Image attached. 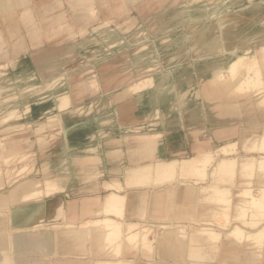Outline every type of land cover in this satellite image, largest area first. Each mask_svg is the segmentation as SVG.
Listing matches in <instances>:
<instances>
[{"label": "rangeland", "instance_id": "1", "mask_svg": "<svg viewBox=\"0 0 264 264\" xmlns=\"http://www.w3.org/2000/svg\"><path fill=\"white\" fill-rule=\"evenodd\" d=\"M181 2L182 6H178L177 4L180 3L174 0L165 2L164 9L167 14L163 16L154 15V12L151 11L152 15L150 16L135 14L101 24L95 21L84 26V30L81 32H72L69 24L68 28L65 29L56 28L58 23L63 22V17L60 16L54 21L50 20V26L44 28L46 32L49 29L54 32L48 38L50 41L55 39L54 42L30 51L26 41L22 40L24 49L21 63L0 65V141L3 142L7 136H14L18 133L19 129L15 130L10 126L22 124L24 127L20 130L26 132V130L30 131V128H26L32 121H50L56 125L58 121L61 123L60 117L54 109L64 95L81 88L100 90L107 86L104 83H107L109 77L119 75L118 80L113 81L112 88L122 92V89L126 88L127 83H129V87L132 85V93L129 99L121 103L117 109L114 108L110 111L106 109L109 97H93L92 102H89L87 123L92 122L94 125L96 121L102 119L101 117L108 121L119 119L122 122H130L133 123V128L129 129L130 133L136 135L150 133L152 137L160 140L163 148H166L167 141L171 145L169 147L178 146L182 140L185 141L184 129L196 130L193 136L199 137L200 140L212 137L213 129H216L214 130L216 133L220 126L212 124L211 130H207L206 127L209 125L207 117H209L210 122H225L227 124V129L230 130L228 132L225 129V131L230 134L231 143H238L239 138H241V143L245 139L248 140L247 145H245L247 150L243 151L236 145V152L231 156L218 153L215 158L235 157L241 163L247 160L249 154L259 156L261 150L257 142L260 141L264 133V110H261L264 106L262 104L264 90L258 86L244 84L245 86H242L244 88L236 89L239 98L235 102L226 99L225 94L221 92L212 93L211 91L212 107H209V104L206 106L204 102L205 91L203 86L213 71L226 65L229 66L235 60V53L243 57L244 61H249L257 56L259 59H263L261 55H264V47L260 49V44L255 43L254 45L253 42L255 38L264 39V0H183ZM75 4L77 5V3ZM221 21H224V27L227 25L226 29H222ZM30 26L31 23L24 24L23 32H27ZM69 30L70 33H68ZM63 31L66 33L64 34ZM33 33L34 31L26 34L30 47L43 43L40 36V39L34 44L31 41L32 38H36L35 33ZM56 38L58 39L56 40ZM224 39L227 43L224 42ZM230 44L231 47H228ZM226 45L229 49L225 47ZM251 45L250 50L244 52ZM5 52L7 58H10L9 48L0 50V55ZM127 61L130 63L129 65L123 64ZM126 69L133 77L129 81L122 77L123 74H126ZM232 71L231 69L224 70L225 79L233 78L234 73ZM241 71H243L242 67L238 72ZM155 86L158 87L159 93ZM245 88L248 89L242 90ZM199 91H201L202 97L195 95ZM185 93L187 95H184ZM77 99L80 103H86L83 96ZM178 99H182L181 110L180 108H173ZM47 109L50 113H47ZM117 111L118 113H116ZM117 114L119 115L117 116ZM180 121H183V124ZM252 133H256L259 137ZM255 141L256 148L251 151ZM219 145L223 144L220 143ZM26 150H29L30 154L27 163L23 161L19 162L22 166H17L16 163L0 166V184L4 183V187H0V192L4 193L7 188L23 177L30 175L37 178L44 177V172L39 170L41 161H39L40 164L36 163L33 158V150ZM89 157L91 156L86 159L81 157L80 162L83 167ZM260 157L261 155L257 158ZM72 158L74 161L76 156H72ZM167 158L170 159L169 156ZM58 163L51 164V170L55 171ZM86 164L88 166V163ZM170 176L172 178V175ZM173 177L176 178L174 175ZM181 177L189 178V176L183 175ZM96 178L98 176L86 179ZM82 179L84 182L85 178ZM57 192L60 193V191ZM237 198L239 199L238 196ZM35 200H39L36 195L22 203ZM245 208L247 209L246 218L251 213L253 220V215L256 213L253 206L247 203ZM4 213H8L10 217L7 208L0 211V217H4ZM229 221H231L230 218L227 219V223L224 221L227 224L224 226L229 227ZM160 224L163 225L164 223L152 224V231L143 226L149 230V233L151 231L149 236L152 240L155 236L163 235L164 229ZM172 224L178 225L176 222H172ZM6 227L7 231L13 234L24 232L21 229L9 228L8 224ZM38 227L35 226L34 229ZM143 227L140 225L133 226L131 227L133 228L132 232L139 233L138 229ZM124 235L130 236L125 232L121 238ZM185 240H181L184 242V246L178 242L183 251L175 250L177 254L175 258L177 259L169 258L171 263L184 262V247L187 244ZM155 242L156 239H154ZM219 242L220 240L215 243L216 245L214 244V247L212 246L213 251ZM180 248L178 246L177 249L181 250ZM181 252H183V255L181 254L183 258L179 257L180 254L178 255ZM261 258L263 257L261 256Z\"/></svg>", "mask_w": 264, "mask_h": 264}, {"label": "crops", "instance_id": "2", "mask_svg": "<svg viewBox=\"0 0 264 264\" xmlns=\"http://www.w3.org/2000/svg\"><path fill=\"white\" fill-rule=\"evenodd\" d=\"M167 1L168 0H92L89 3V8H87V6L84 4L76 5L73 0L72 2L71 0H32L31 5L35 9L36 13H42L49 21H54L55 18H59L60 16L63 17V22L58 23L56 25L57 27H52H62V29H65L70 25L72 32H81L84 30V26H88L90 25V23L95 21L100 22L101 24L102 22H112L119 17L134 16L135 14L138 16H150L152 15L151 11L154 12V15H166L167 13L164 9L166 5L164 3ZM174 1L180 3L183 0ZM60 2L62 3V5L58 6L57 3ZM181 3L177 5L182 6ZM9 19H7L6 16H2L0 14V33L2 32L1 34L4 41L2 45H0V50L8 48L10 49V58H7L6 52L3 53L4 55H0V65H5L7 63H14L16 65L17 63H21L22 53L24 49L20 41L22 32L24 30L23 24L21 22L22 11L20 9L17 10L12 19ZM71 31L69 30L68 33H70ZM63 33L65 34L66 32L63 31ZM4 34L8 37H6ZM58 38H56V40ZM54 41L55 39H52L51 41L46 40V43L43 42L41 44L30 47V51L43 47L48 43ZM123 64L129 65L130 63L127 61L123 62ZM122 77L127 81H129V79H133V77L130 76L128 69H126V74H123ZM118 78L119 75L109 77L107 79V83H104V85L107 86L105 88H101L100 90L81 88L78 89L79 91H70V93H68V95L70 94V106H68V108H66L65 110H61L60 101L57 103V106L54 109L58 113L61 123L58 121L56 125L51 123L50 121H32L31 123H29L28 128H26H30V131L26 130V132H23L22 130H19L18 133H16L14 136H7L3 141V148H1L2 154L7 155L19 152L21 150L32 149L33 158L36 163H39V161H48L50 167L51 164H54L56 162H59L58 164L60 165L64 162V160L71 158L72 156H84L83 158L86 159L89 155H95L99 158L98 168L100 170V173H98L96 169L93 170V168H90V164L88 161H90L91 158L89 157V159H87V162L84 163V182L82 179L78 184H76L75 187L69 186L66 192L57 193L53 197L50 196L44 199L17 204L13 209L10 217L8 213H4L3 215L7 218L6 221L9 228L12 227L24 231L19 232L16 235L29 233L30 235L39 236L42 233H46L48 235L54 236V234L59 231H66L67 226L65 225L67 223H72L73 225L79 226L80 224L93 223L96 220L103 222L107 219L115 220L117 222L123 223L124 225H126V223H137L141 227L145 226L148 223H165L168 220L167 223L176 222L177 224L181 226L184 225L190 230L194 231L199 227L201 228L205 224H211L210 221L214 219L213 215H211L214 209L223 208L217 207L218 203H216L217 201H215V197L211 194L213 189L211 188L210 179L195 181L193 179L186 180L180 176H177L176 180L167 182L165 184L144 182L142 184H137L134 183L133 180H131V178L135 175L134 171L136 169L139 170L155 160H171L175 158V156H185L189 152L195 153L202 150L214 149V147L219 145L220 143L224 144L226 140L222 139V141L216 139L214 130L211 133L212 137H206L205 139L200 140L199 137L196 138L193 136L196 130L189 131L188 129H184L185 141L183 142L182 140V142H180L178 146L175 145L174 147H169L171 145L167 141L166 150V148H163L160 140H158V138L152 137L150 134L136 135L134 133H130L129 129L133 128V123L122 122L119 121V119L116 121H108L105 120L104 117H101L102 119L96 121L94 125L92 124V122L87 123L86 121L88 117V110L90 109L89 106L92 102L91 99L93 97H109L106 109H109L110 111H112L114 108L117 109L121 103L129 99V96L132 93V85L131 87H129V83H127V89H122V92H120L119 89L112 88L113 81L118 80ZM82 89L84 92L82 91ZM82 96L85 97L86 103H80L78 101L77 98ZM47 113H50L49 109H47ZM116 113H118V111ZM118 115L119 114H117V116ZM207 122L209 123V125L206 127L207 130H211V125L216 124L210 122L209 117H207ZM16 126L19 125L10 126V128H14ZM218 126L221 127H219L218 130L224 129V134L227 133L225 131V129H227L226 124H218ZM227 130L229 132L230 129L228 128ZM151 139H153L157 148V154H155L154 156H151L150 150L148 149L149 147L147 145L149 144V141H151ZM238 140L239 149L241 148V150L245 151L244 147L245 145H247L248 140L245 139L242 143L241 138H239ZM168 156L170 159L167 158ZM14 163H16L17 166H22L18 161ZM86 163H88V166ZM93 176H98V178L91 180L86 179L92 178ZM114 178L118 179L122 183V188H106L107 183L111 182ZM188 190L192 192L189 199L187 196H184V193ZM110 192H117L118 194L126 198V202H124V207L122 209V216H119L114 212H106L105 199ZM173 193L177 195L175 200H171V196ZM167 194H169V196ZM141 197H144L142 201L140 200ZM89 200L93 202L94 206L92 205L93 208L91 207L92 209H90L88 213H85L83 211L84 208L82 207H84V204ZM158 200H160V202L162 203L161 208H158V205L155 204V202ZM237 202L238 201L235 200V203ZM34 207L36 208L34 209ZM208 209H212L210 211L211 214L208 213L203 217V212ZM18 215L20 216L18 217ZM62 215H64L65 217ZM17 221L19 222L16 223ZM234 222L236 221H233V223ZM103 223H101V225H91V234L87 244L88 248L85 249L84 252H78L77 254L68 255L51 254V251H49L45 247H42L37 249L30 255V264H56L60 261L62 263H72L80 261L79 263L81 264H83V262L84 264H96L97 262L104 260L114 261L123 259L126 264H150L151 260L146 256L143 249L136 244H131L132 246H130V242H128L124 238L126 237V235H124L118 242H110L109 240L105 239L106 230ZM35 226L39 227L34 229ZM219 231L221 232L223 239L221 238L220 242L218 243L216 251L212 250V246H215L213 243H211L212 245L208 242L202 243V245L205 246V248L203 249V253H209L208 257L214 258L200 261L196 264H224V261L219 260L220 255L224 257L232 254H242V251L252 252L261 250L253 240L241 241L231 236L230 228L225 227L221 230L219 229ZM196 237V241H199L200 238L198 237L201 236L196 235ZM253 243L255 244L253 245ZM255 248H258V250H256ZM262 248L264 249V245ZM2 254H4L6 262L15 258V256L13 255V250H10L9 252V250L5 249L2 251ZM99 256H101V258ZM18 257L21 258L22 256L19 255ZM176 264L186 263L181 262ZM260 264H264V257Z\"/></svg>", "mask_w": 264, "mask_h": 264}, {"label": "bare ground", "instance_id": "3", "mask_svg": "<svg viewBox=\"0 0 264 264\" xmlns=\"http://www.w3.org/2000/svg\"><path fill=\"white\" fill-rule=\"evenodd\" d=\"M31 1L32 0H0V14L2 16H6L7 19H9L11 17L10 19H12V17L15 15V12L20 9L22 11V21H21L22 24L24 25V24H30L31 23L29 30H27V32H22L21 40H20V41H22V40L26 41L25 43L27 45V48H29V49H30V45H29V42L26 38V36H27L26 34H29L30 32L34 31L36 38H32L31 41L34 42V44H35V41L37 42V40L40 39V36H41V41L45 42L54 33L53 31H51V29L47 30V32L44 30L45 27L50 26L49 20L47 18H45V16L42 13H36L35 12V9L31 5ZM48 2H50V1H48ZM71 2H72V0H71ZM73 2L77 3V5L78 4H84L87 6V8H89V4H88V2H90L89 0H73ZM48 4H47V7H48ZM57 4H58V6L62 5V3H60V4L57 3ZM31 17H32V19H31ZM100 21H102V20H100ZM12 22H13V20H12ZM12 22H11V24H12ZM220 24L222 26V29L227 28V25L224 27V21L223 22L221 21ZM32 25H34V26H32ZM15 26H16V24H15ZM1 33H0V45H2V43L4 42ZM6 37H8V36H6ZM156 40H158V39H156ZM224 42L227 43V41L225 39H224ZM255 43L260 44V49H263L264 39L255 38L253 44L255 45ZM21 45H23V42H21ZM223 46H224V44H223ZM225 47L226 48L231 47V44L228 47H227V45ZM251 47H252V45L247 49L244 48L245 49L244 52L245 51L248 52ZM14 52H16V51H14ZM7 54H9V53H7ZM261 57L264 59L263 54L261 55ZM222 58L224 59V57H222ZM263 59H259L257 56L255 58L249 60V61H244L243 57H241L238 53H235V60L229 66L226 65L227 67L225 66L219 70L213 71L211 76L208 79H206L207 82L203 86V89L205 91V94H204L205 105L208 106V104H209V107L210 106L212 107L211 98H210V92L211 91H212V93L213 92H216V93L221 92V93L225 94L224 96L226 97V99H231L232 102H235V100H237L239 98L237 96L238 94L236 92L237 88H240V87L245 86V85H252L255 87L258 86L260 89L264 90V61H261ZM241 67L243 68V71H241L239 73L238 70ZM226 69L233 70L232 71V73H234L233 78L225 79L226 77L223 76V73H224V70H226ZM4 81H6V80H4ZM93 85H94V83H93ZM171 86H173V85H171ZM27 88H29V87H27ZM155 88L157 91L158 87L155 86ZM242 88H244V87H242ZM248 88H245L242 90L245 91ZM82 91H83V89H82ZM173 91H174V88H173ZM189 92H190V90H189ZM3 93H4V91H3ZM187 93H188V91H187ZM187 93H185L184 95H187ZM69 95L66 94L62 97L61 104H60L61 109H65L68 105H70L71 102H70V96ZM195 95L202 97L201 91L197 92ZM33 96H35V95H33ZM76 96H77V94H76ZM23 98H25V97H23ZM0 104H1V102H0ZM262 104L264 105V100L262 101ZM181 106H182V99H178V101L174 104L173 108H176V109L180 108V110H181ZM261 110L262 111L264 110V106H262ZM181 113L183 114L182 111H181ZM162 114H163V112H162ZM242 114H243V112H242ZM160 118H161V116H160ZM19 119H20V116H19ZM158 120L160 121V119H158ZM181 122L182 121H180V123ZM18 123H20V122H18ZM214 123L219 124V125L226 124L225 122H216V121ZM23 127H24V125H19V126L14 127L13 129H15V130L19 129L20 130ZM118 130H119V128H118ZM163 130H164V128H163ZM213 130H216V129H213ZM223 130L224 129H220L216 133H214L216 139H218V140H221V139L224 140L225 139L226 140L223 145H217L214 147V149L202 150V151L195 152V153L189 152V153H187V155H185V156L182 155L181 157L175 156V158H173L171 160H159V159L155 160V161L151 162L150 164H148L147 166H145L139 170L136 169L134 171L135 175L131 178V180H133V182L137 183V184H139V183L142 184L143 182L144 183H154V184H165L167 182H171V180H173V179L176 180V178H174L173 175L175 177H177V176L181 177L182 175L183 176H189V178L188 177H183V178H186V180L193 179L195 181H203V180H209L210 179L211 188L213 189L211 194L215 197V201H217L216 203H218L217 207H223L222 209L221 208L220 209H214L212 214L210 213V211L212 209L211 210L208 209L206 211L203 210L204 211L202 214L203 217L206 216L208 213L213 215L214 219L210 221L211 224H205L201 228L199 227L198 229L192 231L184 225L183 226H181L179 224L175 225V224H172V222L167 223L168 222V220H167V222H165V223L163 222L164 224L162 223L163 225L160 224L161 226H163L162 229H164L163 235L157 236V237L155 236L156 238L154 237L152 240V238H150L149 235L152 231L151 230V228L153 227L152 224H155V223H148L145 225L147 228H149L151 230L150 233L146 227H143L142 229H138L139 233L134 232L135 234L132 232L133 228H131V227L138 225L137 223L136 224L126 223V225H124L123 223L117 222V221L112 220V219H107V220L103 221L104 223L102 221L96 220L93 223L80 224L79 226L73 225L72 223H67L65 225V226H67V230L64 232L59 231L56 234H54V236L48 235L46 233H42L41 235L36 236V235H30L29 233L28 234L22 233L21 235H16V234H13L11 232H8L7 227H6L8 224L6 221L7 218L6 217H0V264H30V258H29V257H31L30 255L32 253H34L37 249L42 248V247H45L46 249L51 251L52 252L51 254H64V255L67 254L68 255V254H77L78 252H84L85 249L88 248L87 244H88V240H89V237L91 234L90 233L91 232L90 231L91 225H96V224L101 225V223H103L105 225L104 226L105 230H106L105 239L109 240L110 242H118L121 239V235H123L126 232L127 235L128 234L130 235V236H127L125 238L128 242H130L129 245L132 246L131 244H136L137 246L141 247L143 249L144 253L146 254V256L148 258H150V260H151L150 264H173L170 262L169 258L173 257L172 259H175V260L177 259V258H175V256L177 257L175 250H177L178 252L183 251L182 246L178 242H181V244L184 246L185 244L182 241L187 238L185 240V243L187 242V244L184 247L185 248L184 249V251H185L184 252V263L196 264L200 261H205L207 259L214 258V257H208L209 253H205V252L203 253V249L205 248V246L202 245V243L208 242V243L215 244L219 240H221L222 234L219 231V229L221 230L223 227H226L224 225H227L226 224L227 219H229V218L231 221L228 222V223H230V225L228 224L229 227L228 226L227 227L230 228L231 236H233L234 238H237L238 240H241V241L253 240L256 242V244L259 246V248L261 250L252 251V252L242 251V254H232V255H229V256L227 255L224 257L220 255L219 260L224 261V264H260L263 260V258H261V256L264 257V249L262 248L264 245V133L262 134L263 136L261 135L262 137L260 136L261 137L260 141L257 142L259 144L258 146L260 147V150H261V152L259 153L261 155V157L258 159L257 157H259L260 155L256 157L253 154H249V156L247 157V160L242 161L240 163L239 160H237V158H235V157H229V158L220 157L218 159L215 158L217 156L216 154H218V153L222 154V155H226V156H231L233 153L236 152L235 146L238 145V143H231V141L229 139L230 134H228V133L224 134ZM148 134H150V133H148ZM255 136L259 137L257 134ZM145 138H147V137H145ZM147 145L149 147V148L148 147L147 148L150 150L151 156H154L155 154H157L156 144L153 141V139H151V141H149V144H147ZM252 145H253V148H251V151L256 148V141H255V144H252ZM0 147L3 148V142L2 141H0ZM15 149H17V148H15ZM244 149L247 150V148H245V147H244ZM29 155H30L29 150H21L19 152L14 153L11 156H6V155L2 154L1 150H0V166L7 164V163L12 164L16 161H18V162H23V161L25 162L26 161V163H27L29 161L28 160L30 157ZM159 155H161V154H159ZM89 156H91L90 157L91 159L89 161L90 168H93V170L96 169V171L98 173H100V170L98 168V161H99L98 156H95V155H89ZM81 157H84V156H76L74 161H73L74 158H72V157L64 160L63 163H61L60 165L57 166V169L55 171L51 170V167H50L48 161H41L39 170H40V172H44V174H43L44 177L43 178H41V177L37 178V177L31 176V175L27 176L25 178L23 177L20 180L16 181V183L14 185H11L9 188H7L4 193L0 192V211L7 208L9 210L10 216H11L13 209L15 208V206L17 204L24 202V200L25 201L29 200L34 195L37 196V199H43V198L50 197V196L53 197L57 191H60V193L66 192L67 188L69 186L75 187L76 184H78L82 180V177H83L84 167L80 162L82 159ZM145 162H147V161H145ZM104 170H105V168H104ZM28 172H31V171L28 170ZM170 175H172L173 179L170 178L171 177ZM40 176H42V175H40ZM246 185H251V186H246ZM223 186H225V187H223ZM0 187H4L3 182L0 184ZM106 188H118L119 189V188H122V183L118 179L114 178L111 182L107 183ZM156 189H157V187H156ZM153 191H154V189H153ZM57 193H59V192H57ZM175 193L172 194L171 200L176 199L177 195ZM191 193L192 192L190 190H188L187 192L184 193V196H187L189 199L191 197ZM92 194H94V193H92ZM236 194L239 197V199L238 198L236 199V197H237ZM42 195L44 197H41ZM167 195L169 196V194H167ZM179 195H180V193H179ZM155 196H156V194H155ZM162 198H161V200H162ZM181 198H182V196H181ZM125 199L126 198L124 196L118 194L117 192L108 193V195L106 196V199H105V210H106V212L107 213L114 212V213H117L119 216H122V209L124 207V202H126ZM143 199H144V197L140 198L141 201ZM183 200H185V199H183ZM235 200H237L238 202L235 203ZM47 203H49V202H47ZM247 203L252 205L255 212H256L255 214L253 213L254 214L253 220L251 219V215H252L251 213H249L248 218H246V216H247L246 210L247 209L245 207L247 206ZM155 204L158 205L157 206L158 208L162 207V203L160 202V200L156 201ZM92 205H93V202H91L89 200L88 202H86L84 204V207H82V208H84L83 211L85 213H88L90 211V209L93 208ZM188 205H190V204H188ZM47 207H49V206H47ZM35 208L36 207H34V209ZM177 210H179V209H177ZM19 216L20 215H18V217ZM62 216H64V215H62ZM91 216H93V215H91ZM91 216H89V217H91ZM224 221H226V223ZM232 221H236V222L232 223ZM18 222L19 221H17L16 223H18ZM64 222H65V219H64ZM207 223H209V222H207ZM154 228H156V227H154ZM15 231L16 230H14V232ZM127 232H130V233H127ZM153 234H154V232H153ZM196 235L201 236V237H198V238H200L199 241H196V238H197ZM154 239H156L155 243H154ZM211 241H217V242H211ZM254 244L255 243H253V245ZM178 246H179V248L181 246L182 249L180 248L181 250H178L177 249ZM217 246L214 248L215 249L214 251L217 250ZM221 247H222V245H221ZM243 248H244V246H243ZM5 249L9 250V252H10V250H13L14 251L13 255L15 256V258L12 257L13 259L6 262V260L4 258V254H2V251ZM256 250H258V248ZM228 251H226V252H228ZM182 253L183 252L178 253V255L180 254L179 257L183 258ZM16 255H17V257L19 255H21L22 257L17 258ZM42 257H43V255H42ZM42 257H41V259H42ZM99 257L101 258V256H99ZM123 260H114V261L113 260H104V261H99L96 264H126V262H124ZM70 261H72V260H70ZM79 262H72V263H64L63 262L62 263L60 261L59 263H56V264H81ZM178 262H180V261H178ZM83 264H84V262H83ZM87 264H89V263H87Z\"/></svg>", "mask_w": 264, "mask_h": 264}]
</instances>
